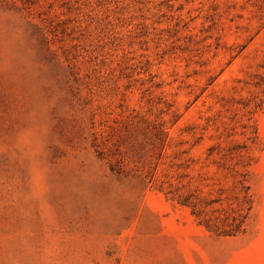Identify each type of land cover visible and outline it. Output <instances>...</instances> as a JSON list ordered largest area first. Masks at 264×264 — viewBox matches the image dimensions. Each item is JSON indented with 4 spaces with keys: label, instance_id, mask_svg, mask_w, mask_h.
Wrapping results in <instances>:
<instances>
[{
    "label": "rangeland",
    "instance_id": "obj_1",
    "mask_svg": "<svg viewBox=\"0 0 264 264\" xmlns=\"http://www.w3.org/2000/svg\"><path fill=\"white\" fill-rule=\"evenodd\" d=\"M263 82L264 0H0V264H264Z\"/></svg>",
    "mask_w": 264,
    "mask_h": 264
},
{
    "label": "trees",
    "instance_id": "obj_2",
    "mask_svg": "<svg viewBox=\"0 0 264 264\" xmlns=\"http://www.w3.org/2000/svg\"><path fill=\"white\" fill-rule=\"evenodd\" d=\"M256 86L264 89V82L256 83ZM213 150L210 148V151ZM230 154L232 156L228 157L222 168L233 178V188L231 195L215 202L220 204L219 209L209 208L214 203L207 202L200 193H179V189H176L170 190L167 195L175 203L189 208L197 223L210 233L235 237L245 232L253 203L249 185V158L232 152Z\"/></svg>",
    "mask_w": 264,
    "mask_h": 264
}]
</instances>
